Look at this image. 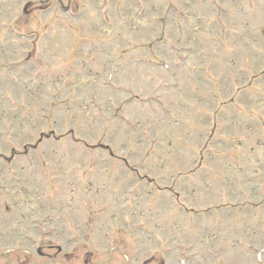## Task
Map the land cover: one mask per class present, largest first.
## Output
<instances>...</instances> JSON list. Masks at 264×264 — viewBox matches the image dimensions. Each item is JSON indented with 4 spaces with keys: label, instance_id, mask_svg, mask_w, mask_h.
<instances>
[{
    "label": "rangeland",
    "instance_id": "rangeland-1",
    "mask_svg": "<svg viewBox=\"0 0 264 264\" xmlns=\"http://www.w3.org/2000/svg\"><path fill=\"white\" fill-rule=\"evenodd\" d=\"M161 262L264 264V0H0V264Z\"/></svg>",
    "mask_w": 264,
    "mask_h": 264
}]
</instances>
